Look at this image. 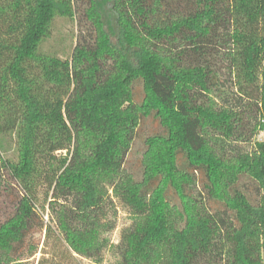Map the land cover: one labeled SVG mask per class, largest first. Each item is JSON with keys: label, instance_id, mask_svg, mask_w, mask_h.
Wrapping results in <instances>:
<instances>
[{"label": "trees", "instance_id": "obj_1", "mask_svg": "<svg viewBox=\"0 0 264 264\" xmlns=\"http://www.w3.org/2000/svg\"><path fill=\"white\" fill-rule=\"evenodd\" d=\"M57 18L81 27L70 58L42 49ZM224 66L238 104L219 100ZM262 130L264 0H0V147L9 136L17 153L0 160L24 191L5 187L0 264H22L44 225L40 181L86 258L108 243L112 191L134 216L121 264H264V141L224 145Z\"/></svg>", "mask_w": 264, "mask_h": 264}, {"label": "rangeland", "instance_id": "obj_2", "mask_svg": "<svg viewBox=\"0 0 264 264\" xmlns=\"http://www.w3.org/2000/svg\"><path fill=\"white\" fill-rule=\"evenodd\" d=\"M80 33L81 27L77 20L57 18L51 37L43 43L42 49L44 52L55 54L63 59L70 58ZM223 64H226L225 61L222 62ZM220 78L219 93L221 95L219 100L223 103L228 101L232 104H238L237 89L234 85L235 79L232 78L226 66L221 71ZM4 139L5 148L0 147V158L2 160L16 159L15 142L9 136ZM256 141H264V130L259 131L251 142L231 140L224 142V145L230 151L249 152L253 149ZM142 148V141L137 139L127 157L125 165L127 172H136L137 161L142 155ZM61 153L65 154L66 151ZM0 168L2 189L4 190L0 198V222H2L14 208L12 203L14 195H10L5 187L13 185L16 191H21V193L24 191L17 181H13L10 178V171L3 166L1 160ZM248 193L251 196L255 195L252 184H249ZM51 197L52 190L49 189L47 182L40 181L35 189L33 203L44 225L27 234L22 246V255L20 256L22 264H121V251L118 245L124 232L133 226L134 216L113 195L112 191H109L108 208L104 218V224L107 225L102 232V237L108 240V243L102 250L100 259L86 258L70 249L58 227L56 213L50 203ZM47 225L51 230L47 229Z\"/></svg>", "mask_w": 264, "mask_h": 264}, {"label": "crops", "instance_id": "obj_3", "mask_svg": "<svg viewBox=\"0 0 264 264\" xmlns=\"http://www.w3.org/2000/svg\"><path fill=\"white\" fill-rule=\"evenodd\" d=\"M263 259H264V252H263Z\"/></svg>", "mask_w": 264, "mask_h": 264}]
</instances>
